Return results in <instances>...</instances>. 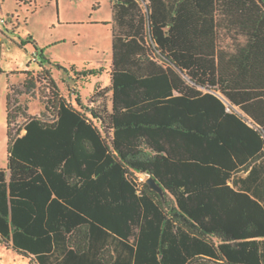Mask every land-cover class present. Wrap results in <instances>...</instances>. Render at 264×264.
I'll return each mask as SVG.
<instances>
[{
	"label": "trees",
	"instance_id": "obj_1",
	"mask_svg": "<svg viewBox=\"0 0 264 264\" xmlns=\"http://www.w3.org/2000/svg\"><path fill=\"white\" fill-rule=\"evenodd\" d=\"M110 1L108 114L75 107L48 68L10 72L0 243L29 264H264V207L227 184L264 156V0ZM183 72L258 98L259 126ZM36 88L31 115L19 96Z\"/></svg>",
	"mask_w": 264,
	"mask_h": 264
},
{
	"label": "rangeland",
	"instance_id": "obj_2",
	"mask_svg": "<svg viewBox=\"0 0 264 264\" xmlns=\"http://www.w3.org/2000/svg\"><path fill=\"white\" fill-rule=\"evenodd\" d=\"M111 23L110 0H0V168L6 167L7 159V85L20 86L23 80L11 71L48 68L75 107L89 115L88 108L110 112L111 95L104 89L109 86ZM239 39L244 41V37ZM97 87L99 93H95ZM19 100L28 106V114L44 111L38 88L21 94ZM137 175L147 181L146 174ZM0 264L29 263L16 250L0 244Z\"/></svg>",
	"mask_w": 264,
	"mask_h": 264
},
{
	"label": "crops",
	"instance_id": "obj_3",
	"mask_svg": "<svg viewBox=\"0 0 264 264\" xmlns=\"http://www.w3.org/2000/svg\"><path fill=\"white\" fill-rule=\"evenodd\" d=\"M110 5H111V1H110ZM111 45H112V39H111ZM229 51L232 52L233 50H229ZM111 61H112V57L110 60V64H111ZM109 72H110V65L108 68L109 86H110V73ZM182 75L187 80V82H189V84L194 85L198 90H202L203 92L209 91L219 96L220 99L226 105L227 111L236 112L238 115H240L243 118L246 124L249 125L250 127L256 129L259 126L255 122V119H254L255 114L260 115V112H261V108L257 107V103L260 104V102L257 101L258 98L243 100L239 96H237L234 99H230L229 97L225 96L217 89L208 90L204 87L194 84L193 82L189 81L188 75L186 73L183 72ZM97 89H100V88L97 87ZM245 105H251L249 109L250 111L254 113V115L253 113L247 112L243 108V106ZM250 137H253V135ZM227 184L230 185L236 191L248 193L253 199L261 203L264 207V156L253 161L248 166L247 169L232 173L231 177L227 180ZM257 239L261 240V250H262V257L264 261V237H257ZM8 242L9 244H12L11 239H8ZM0 244H3V243H0ZM8 248H12L11 245L8 246Z\"/></svg>",
	"mask_w": 264,
	"mask_h": 264
},
{
	"label": "water",
	"instance_id": "obj_4",
	"mask_svg": "<svg viewBox=\"0 0 264 264\" xmlns=\"http://www.w3.org/2000/svg\"><path fill=\"white\" fill-rule=\"evenodd\" d=\"M147 182L152 186V188L159 190V186L156 184L155 180L152 177L148 176Z\"/></svg>",
	"mask_w": 264,
	"mask_h": 264
}]
</instances>
